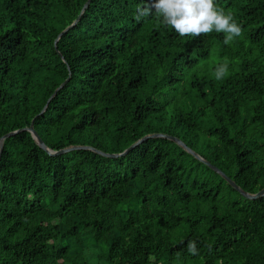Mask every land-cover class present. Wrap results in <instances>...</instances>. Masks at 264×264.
<instances>
[{
  "label": "trees",
  "instance_id": "1",
  "mask_svg": "<svg viewBox=\"0 0 264 264\" xmlns=\"http://www.w3.org/2000/svg\"><path fill=\"white\" fill-rule=\"evenodd\" d=\"M86 1L0 0V138L33 120L52 151L119 154L164 134L264 188V0H215L243 27L228 45L137 20L145 0H90L62 60ZM0 264H264V197L166 139L51 157L19 132L0 155Z\"/></svg>",
  "mask_w": 264,
  "mask_h": 264
},
{
  "label": "clouds",
  "instance_id": "2",
  "mask_svg": "<svg viewBox=\"0 0 264 264\" xmlns=\"http://www.w3.org/2000/svg\"><path fill=\"white\" fill-rule=\"evenodd\" d=\"M136 19L155 16L163 25L174 29L181 37H200L202 33H223L224 44L228 45L242 36L243 27L231 11L226 12L215 0H145L136 10ZM228 75V60L220 64L214 73L217 80ZM189 250L195 254V243Z\"/></svg>",
  "mask_w": 264,
  "mask_h": 264
},
{
  "label": "water",
  "instance_id": "3",
  "mask_svg": "<svg viewBox=\"0 0 264 264\" xmlns=\"http://www.w3.org/2000/svg\"><path fill=\"white\" fill-rule=\"evenodd\" d=\"M90 0H87L86 3L84 4L83 8L81 9L80 14L78 15V17L72 22L71 25H69L68 27H66L63 31H61L57 38L54 41V48L55 51L57 52V54L59 55V57L63 60L62 55L58 52L57 48H56V44L57 41L59 40V38L65 34L69 29H71L80 19L81 14L84 12V10L86 9V7L89 5ZM67 69H69L67 67ZM69 76L54 90V92L52 93V95L50 96V98L48 99L46 105L43 107L42 111L40 112V114H42L44 112V110L47 107V104L51 101L52 98L55 97V95L57 94V92H59L68 82L69 80ZM19 132H28L31 136V138L33 139L34 143L41 149L43 150L47 155L51 156V157H55V156H59L71 151H78V150H87V151H91L95 154H98L102 157H106V158H116V157H121V156H125L127 153H129L131 150H133L136 146H138L139 144L143 143L144 141L148 140V139H156V138H160V139H166L168 141H171L173 143H175L177 146H179L182 150H184L186 153H188L189 155H191L193 158H195L197 161L203 163L204 165H206L209 169H211L213 172H215L216 174H218L235 192H237L241 197H243L244 199L250 200V201H254L257 200L259 198L264 197V188H262L260 191H258L255 194H250L245 192L243 189H241L238 185H236L229 177H227L222 171H220L218 168H216L215 166L211 165L208 161L204 160L203 158H201L198 154H196L195 152H193L190 148H188L181 140H179L176 137L173 136H169V135H164V134H150V135H146L144 137H142L141 139H139L138 141H136L135 143H133L132 145H130L127 149H125L123 152L119 153V154H106L103 153L101 151H98L92 147L89 146H70V147H66L63 148L61 150L58 151H52L51 149H48L46 147V145L44 144V142L42 141V139L39 137V135L37 134V132L34 130L33 128V120L31 121L30 125L28 128H24V129H20V130H16L13 132H9L5 135H3L0 138V155H1V151H2V147H3V141L4 139L13 136Z\"/></svg>",
  "mask_w": 264,
  "mask_h": 264
}]
</instances>
